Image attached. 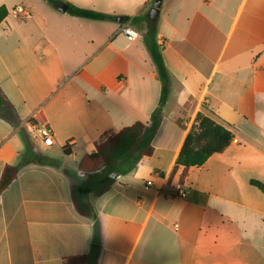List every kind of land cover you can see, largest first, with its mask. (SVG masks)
Instances as JSON below:
<instances>
[{"label": "crops", "instance_id": "0c3cea01", "mask_svg": "<svg viewBox=\"0 0 264 264\" xmlns=\"http://www.w3.org/2000/svg\"><path fill=\"white\" fill-rule=\"evenodd\" d=\"M59 1L0 0L9 12L0 87L11 104L0 108V178L32 152L60 166H25L0 196V264H66L91 252L95 222L71 193L72 182L87 189L79 164L106 133L148 123L160 103L145 24L132 25L158 0ZM19 5L31 18L14 15ZM70 6L110 18L72 16ZM155 20L168 100L153 155L85 197L100 227L98 264H264V194L251 184L264 183V0H161ZM128 25L137 40L123 33ZM199 113L232 140L190 168L183 186L182 169L169 183ZM35 119L53 136L35 141Z\"/></svg>", "mask_w": 264, "mask_h": 264}, {"label": "trees", "instance_id": "16d2710c", "mask_svg": "<svg viewBox=\"0 0 264 264\" xmlns=\"http://www.w3.org/2000/svg\"><path fill=\"white\" fill-rule=\"evenodd\" d=\"M45 1L55 6L60 4L59 0ZM8 13L6 7H0V24L7 17ZM68 13L72 16L96 21H106L110 18L103 13L79 9L74 6L69 7ZM140 23L145 24L146 34L144 41L162 82L160 103L151 114L148 123L136 122L118 132L106 133L96 144V152L84 157L80 162L79 170L84 172L87 177V189L82 192L79 184L72 182V198L77 212L82 216L93 219L95 222V235L91 252L89 254L68 257L66 264H98V256L101 250L100 227L94 206L85 198L87 194L92 192L94 195H100L107 192L115 181L111 177L112 175L131 173L144 157H150L154 153L152 142L164 117V109L170 91V76L160 48L156 43V20L151 19L150 14L135 17L132 20V25L134 26H139ZM10 107L11 104L0 87V108ZM32 124L41 123H37L35 119L32 121ZM231 140L232 134L227 128L217 123L211 117L199 113L197 125H194L188 133L170 173L168 182L171 183L182 169L179 175V183L183 186L190 168L202 166L211 156L224 151L229 146ZM31 164L55 168L60 167L57 161L42 154L32 152L29 155H24L19 162L4 167L0 178V196L17 178L21 169ZM62 172L72 178L69 170L62 169ZM251 184L264 194L263 182L252 180Z\"/></svg>", "mask_w": 264, "mask_h": 264}, {"label": "built area", "instance_id": "2783aa9c", "mask_svg": "<svg viewBox=\"0 0 264 264\" xmlns=\"http://www.w3.org/2000/svg\"><path fill=\"white\" fill-rule=\"evenodd\" d=\"M14 15L23 17L25 19H29L32 16L30 10H28L25 6L19 5L13 10ZM123 33L125 34L126 38L129 41H135L140 37V33L134 27L128 25L122 29ZM30 134L32 135L35 141H40L45 138H50L53 136V132L50 127H46L41 124L30 125ZM236 141V140H235ZM146 188H152V181H148L146 184ZM179 196L184 197V193L180 191Z\"/></svg>", "mask_w": 264, "mask_h": 264}, {"label": "water", "instance_id": "95a60500", "mask_svg": "<svg viewBox=\"0 0 264 264\" xmlns=\"http://www.w3.org/2000/svg\"><path fill=\"white\" fill-rule=\"evenodd\" d=\"M160 5H161V0H158L156 3H155V5H154V7H153V9H152V11L150 12V18L151 19H156V17L158 16V10H159V8H160ZM63 11H67V6H63ZM113 177H116V175H113Z\"/></svg>", "mask_w": 264, "mask_h": 264}]
</instances>
